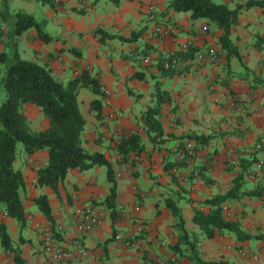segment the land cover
Returning a JSON list of instances; mask_svg holds the SVG:
<instances>
[{
  "label": "crops",
  "instance_id": "1",
  "mask_svg": "<svg viewBox=\"0 0 264 264\" xmlns=\"http://www.w3.org/2000/svg\"><path fill=\"white\" fill-rule=\"evenodd\" d=\"M214 1L235 9L249 0ZM18 12L34 16L52 41L40 39L35 29L18 36ZM101 28L124 37L138 31L142 34L133 43L101 41L96 35ZM222 35L215 24L175 12L168 0H55L47 5L38 0H0V53L7 54L9 60L0 65V89L17 53L51 69L60 82L74 78L76 72L90 71L111 94L80 91V108L84 107L87 122L83 146L110 161L118 183L114 212L105 203L111 184L104 166L84 172L71 170L58 192L40 188L38 170L48 163L49 153L41 151L29 157L24 148L18 149L15 168L25 179L21 198L26 222L22 226L7 216L0 203V223L7 227L21 262L0 242V264H190L174 251L180 232L174 226L168 199L181 208L185 228L199 241L198 250L205 261L264 264L263 240L240 241L229 233L208 239L193 222L196 211L210 210L199 203L226 195L245 168V190L264 188V167H259L264 161L263 9L242 10L231 31L239 57L230 62L221 49ZM190 42L199 52L215 50L218 59L189 61L181 65L179 73L163 75L158 57L180 52ZM144 48L149 54H140ZM149 56L153 57L150 65L144 62ZM139 72L147 81L132 78ZM156 80L172 96V102L162 110L168 140L164 145L153 144L141 122L142 114L153 105ZM95 101L101 103V117L93 111ZM24 112L34 132L50 128V121L34 104L25 105ZM134 133L141 135L145 150L123 161L117 146ZM193 135L212 138L202 145L181 139ZM188 142L197 151L186 168L173 171L178 178L175 183L166 168L181 161L177 150ZM40 196L48 197L53 222L35 204ZM86 209L98 215L101 224L83 233L78 229V213ZM224 216L240 222L247 235H264V196L228 202ZM46 232L73 258L57 261L54 253L45 249Z\"/></svg>",
  "mask_w": 264,
  "mask_h": 264
},
{
  "label": "trees",
  "instance_id": "2",
  "mask_svg": "<svg viewBox=\"0 0 264 264\" xmlns=\"http://www.w3.org/2000/svg\"><path fill=\"white\" fill-rule=\"evenodd\" d=\"M54 1L38 0L42 5L52 4ZM168 1L175 12L190 13L192 20H206L223 31L220 44L227 62H230L232 57H239L238 48L231 39V31L239 23L242 10L258 7L264 11V0H249L245 5L235 9L218 4L214 0ZM17 19L16 33L18 36L29 29H35L40 39L47 43L52 41V38L40 28L34 16L18 12ZM141 34L142 31H138L130 37H124L120 34H111L102 28L96 32V35L101 37V41L118 39L125 43L137 42ZM143 52L149 54L145 48L140 50V54ZM198 52L199 50L193 47L187 51L182 50L168 56H160L157 59V66L163 75L173 76L175 73H179V70H165L162 65L164 60L178 59L180 62L188 63L195 60ZM8 62L7 54L0 53V65H6ZM132 78L147 81L146 76L140 72L133 75ZM153 86V105L149 106L142 114L141 122L151 142L155 145H164L168 140L165 138L162 110L164 104L172 102V96L164 89L160 81L156 80ZM3 89L6 97L0 105V203L4 205L7 216L14 218L22 226L26 222V211L21 198V193L25 189V179L22 171L15 168L19 144L23 145L24 152L29 157L41 151L49 153L48 163L38 170L37 186L50 188L54 192H58L59 186L63 184L71 170L84 172L96 166L106 167L107 179L111 188L105 203L114 212L118 196L116 172L103 154L90 153L83 146L87 122L80 108L79 94L82 89H88L96 95L104 94L99 80L90 71L84 70L80 76L67 82H60L53 75L51 69L25 60L17 53L6 71ZM27 104H34L41 109L44 116L50 121L48 130L34 132L31 129L28 117L24 112V106ZM92 106L97 117H101L100 101L93 102ZM210 138L193 135L181 139L195 141L197 145H202L210 141ZM185 146L186 144H181L177 151H183ZM144 150L145 145L139 133L123 138L117 146V152L123 161H128L134 154L141 155ZM195 151H197L196 148ZM193 158L194 156L167 166L166 169L172 172L175 183L178 178L173 171L186 168L188 162ZM245 171L243 170V173L235 180L233 188L226 195L216 196L199 203L200 206L210 209L208 213L196 211L193 218V222L206 238L214 239L218 234L229 233L240 241L252 239L264 241V235L255 237L247 235L242 231L240 222L227 220L224 216L226 203L239 201L244 196L250 198L264 196V188L245 190ZM35 204L53 222L48 197L36 198ZM167 206L175 218L174 226L180 232V241L174 246L177 255L187 258L190 264H229L228 262L205 261L198 250L199 241L195 240L185 228L181 208L172 199L167 200ZM0 242L4 249L13 253L15 260L20 263L18 249L14 246L7 227L2 223H0Z\"/></svg>",
  "mask_w": 264,
  "mask_h": 264
},
{
  "label": "built area",
  "instance_id": "3",
  "mask_svg": "<svg viewBox=\"0 0 264 264\" xmlns=\"http://www.w3.org/2000/svg\"><path fill=\"white\" fill-rule=\"evenodd\" d=\"M154 9V8H152ZM158 32H161V30H158ZM3 42V37L0 36V44ZM194 44L193 43H187L184 45L183 47V51H187L189 48H193ZM195 48V47H194ZM206 58H210L213 61H216L218 59V54L215 50H209L207 52H198L196 54V58L195 61L198 62H202L204 61ZM144 62L148 65H150L153 62V57L149 56L147 57ZM183 64V62H180L178 59H166L162 62L163 68L167 71H176L178 70L181 65ZM80 76L79 72L75 73V77ZM103 92L106 95H110L111 93L103 90ZM261 148V146H259V149ZM196 151H195V147L193 145V143L188 142L185 146V149L181 152H179V159L181 161L186 160L187 158L193 157L195 156ZM259 167H264V161H260L259 162ZM174 172H177V170L175 169ZM79 216H80V221H79V225H78V229L80 232L83 233H88L93 231L95 228H97L98 226H100L101 224V219L98 215H96L95 213H93L90 209H86V210H79ZM144 230L143 226L140 225V232H142ZM121 237H117V239H120ZM44 245H45V249L48 252H53L55 258L57 259V261L62 262V261H67L73 258V254L71 252H67L65 250H63L62 247H60L54 237L52 236V234L50 232H46L44 235Z\"/></svg>",
  "mask_w": 264,
  "mask_h": 264
},
{
  "label": "rangeland",
  "instance_id": "4",
  "mask_svg": "<svg viewBox=\"0 0 264 264\" xmlns=\"http://www.w3.org/2000/svg\"><path fill=\"white\" fill-rule=\"evenodd\" d=\"M153 89H154V86H153ZM87 94H89V95H92L91 94V91H88V90H84ZM94 95V94H93ZM5 97H6V95H5V91H4V89L2 88V89H0V105H2V103L4 102V100H5ZM25 107V106H24ZM82 112H84V107L82 108ZM19 148V150H23V145L22 144H19V146H18Z\"/></svg>",
  "mask_w": 264,
  "mask_h": 264
}]
</instances>
